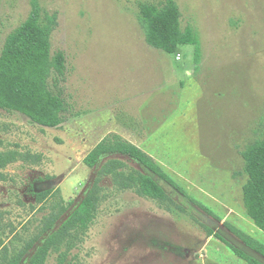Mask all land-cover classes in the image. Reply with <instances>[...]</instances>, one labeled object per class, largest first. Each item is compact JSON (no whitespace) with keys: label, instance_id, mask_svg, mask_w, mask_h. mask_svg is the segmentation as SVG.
Instances as JSON below:
<instances>
[{"label":"rangeland","instance_id":"obj_1","mask_svg":"<svg viewBox=\"0 0 264 264\" xmlns=\"http://www.w3.org/2000/svg\"><path fill=\"white\" fill-rule=\"evenodd\" d=\"M176 1L182 28L198 31L204 61L197 82L187 73L196 69L193 46L181 48V63L164 55L170 66H164L169 69L165 77L191 89L188 103H179L172 116L176 139L166 143L170 157L158 151L161 170L184 196L174 191L177 199L153 200L135 189L121 190L106 175L98 182L92 223L74 232L73 248H52L45 264H246L215 238L220 233L240 244L225 229L228 224L264 245L243 204L248 180L243 155L264 139V0ZM141 3L161 7L164 0H40L44 10L58 16L51 50L64 52L67 59L61 89L70 109L60 128L41 127L0 109V151L17 155L0 170V260L5 247L19 253L63 203L68 212L78 206L92 185L94 170L82 159L95 142L90 132L105 122L90 110L98 103L93 88L102 91L113 81L151 87L159 78L161 69L123 50L144 43ZM29 11L30 0H0V52ZM103 46L110 49L105 63L97 58ZM112 111L119 109L107 112ZM109 158L124 162L126 173L138 170L124 156ZM75 160L78 169L63 180ZM44 191L49 195L40 207L36 196ZM208 228H215L212 236Z\"/></svg>","mask_w":264,"mask_h":264},{"label":"trees","instance_id":"obj_2","mask_svg":"<svg viewBox=\"0 0 264 264\" xmlns=\"http://www.w3.org/2000/svg\"><path fill=\"white\" fill-rule=\"evenodd\" d=\"M179 17L173 0H164L161 7L148 3L139 5L138 22L148 45L168 54H175L183 46H194V59L198 62L199 38L190 28L180 31ZM57 26L56 13L49 14L44 10L40 0H30L26 20L7 35L0 52V109L19 113L30 123L46 128H58L64 122L68 107L61 89L66 79L65 55L62 51L52 53L51 50V37ZM112 155L128 158L138 170L124 172L126 164L116 158L110 159ZM16 156V152L0 151V170L6 169ZM243 158L248 177L243 187V204L254 225L264 232V139L254 141ZM84 165L94 170L95 177L81 203L69 212L63 203L19 253H10L5 247L0 264H45L52 248L64 245L67 250L73 248L76 241L74 232L85 230L94 219L98 182L106 175L113 176L121 190L135 189L153 200L162 202L177 199L178 194L184 196L152 158L117 135L102 140L85 157ZM48 195V191L39 193L36 196L38 203L44 202ZM208 229L209 236H212L215 228ZM225 229L238 238L239 245L220 233L215 238L236 257L246 264H264V245L261 242L229 224Z\"/></svg>","mask_w":264,"mask_h":264},{"label":"crops","instance_id":"obj_3","mask_svg":"<svg viewBox=\"0 0 264 264\" xmlns=\"http://www.w3.org/2000/svg\"><path fill=\"white\" fill-rule=\"evenodd\" d=\"M173 1L176 3L179 10L180 31L184 32L186 28H190L197 34L200 41V59L198 62L193 59V63L196 66V69L193 72H187L189 77H194L196 79L197 76H200L202 74H200V69L204 62L201 61V38L198 34V31L194 27L187 26L186 28H182L181 10L177 1ZM232 1L235 0H231V2ZM143 40L144 43L138 44L134 47H127L123 50L130 52V54H133L134 60H141L146 64L154 65L156 69H161L160 76L156 79L155 84L151 87L133 88L123 83L122 81H113V85H111L110 82L107 83V89L105 85H103L104 88L102 91L99 89L95 91L96 88H93L92 91H94V97L97 99L98 103L96 102V105L90 108V110H93V112L94 110H96L94 116H96V118L104 117L103 119L105 122L103 123V127H98L90 132L95 142L91 143V146L89 147L90 151L86 154V156L106 137L110 135H117L147 154L155 161V163L159 167V163L162 162L159 158V150H163L165 158L170 157L171 153L170 151H167L169 150V147L166 146V143H169L172 140L176 139L174 135L176 129V121L172 119V116H175V113L178 110L179 103H188V100H190L191 98V89H189L184 84H179V86L176 87V84H174L173 81H169L168 77H165V71L169 74V69L165 68L164 70V66H169V63L167 62V59L164 57V55L173 56L175 63H181L182 55L180 53L182 51V47H180L175 54H168L161 49L148 45L145 42V38ZM99 52L103 53V55H98L97 57L99 59V62H107V60H109L108 54L110 52V49H108L107 46H103V48H101ZM65 61L67 77L68 68L66 56ZM173 70H170L172 74H174L175 71ZM130 72V69L124 71V75L127 77V80L130 79ZM196 74L197 76H195ZM123 80L126 79L123 78ZM100 87L102 88V84H100ZM105 90H107L106 93ZM109 95L111 96L110 98H108ZM107 98L110 99V101H108ZM153 105H155V107H153ZM67 106L68 107L66 108V112L64 113V122L67 112L70 109L68 103ZM112 107L118 108V113H115L113 111L111 113H108L107 111ZM108 119L111 123L110 126L107 123ZM64 122L58 128H60L64 124ZM128 122L131 123L128 124ZM134 127L135 129H133ZM158 143H161L162 146L159 147ZM155 150H157V152ZM165 152H167L168 154ZM85 157L82 159L83 164ZM75 164L76 165L74 169L69 171L65 178H62L63 180H66L67 177H70V175H72L78 169L80 163L75 160ZM167 166L169 165L167 164ZM252 223L255 231L257 233H260L261 235H264V232L259 230L254 225L253 221ZM249 236H251V234H249Z\"/></svg>","mask_w":264,"mask_h":264}]
</instances>
